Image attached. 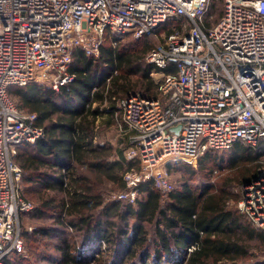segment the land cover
I'll return each instance as SVG.
<instances>
[{"label": "built area", "instance_id": "2783aa9c", "mask_svg": "<svg viewBox=\"0 0 264 264\" xmlns=\"http://www.w3.org/2000/svg\"><path fill=\"white\" fill-rule=\"evenodd\" d=\"M211 1L0 0V264L11 251L25 252L19 217L34 207L21 192L18 146L43 134L10 89L41 77L58 89L73 79L74 50L97 56L107 33L115 45L126 33L140 37L183 20L146 56L161 69L162 97L119 101L134 131L126 157L140 166L124 174L126 187L114 198L134 203L149 178L165 195L174 188L167 163L194 164L210 149L264 137V0H223L209 25ZM240 208L264 231V169L245 187Z\"/></svg>", "mask_w": 264, "mask_h": 264}, {"label": "trees", "instance_id": "16d2710c", "mask_svg": "<svg viewBox=\"0 0 264 264\" xmlns=\"http://www.w3.org/2000/svg\"><path fill=\"white\" fill-rule=\"evenodd\" d=\"M220 2L211 1L207 24L220 19ZM182 23L171 18L140 37L131 32L124 36L138 40L164 30L168 34ZM124 36L114 45L115 37L107 33L97 56L76 48L69 69L73 79L58 89L35 81L10 89L11 96L17 94L22 101L21 106L16 104L35 113L33 123L43 129L34 142L20 144L15 156L22 169L23 196L30 200L26 195L37 191L33 209L21 212L19 219L43 218L51 211L54 222L31 231L21 227L25 250L32 239L55 234L60 238L55 244L60 255H43L48 264H85L81 247L87 244L104 252L105 264H264L250 261L252 243L264 247L263 229L229 205L232 197L239 198L232 189L234 181L252 182L264 169L260 159L264 137L256 144L238 140L225 149H210L195 164L167 163L168 172L178 170L182 175L179 186L165 195L149 178L139 183L134 203L106 199L107 183L123 190L124 174L139 168L140 160L127 158L123 148L104 141L102 125L116 122L117 101L138 90L150 98L162 97L152 77L161 69L146 60L162 42L131 47L122 43ZM226 162L234 170H244L239 177H224L219 185L209 183ZM205 170L206 181L197 182L196 176ZM60 227L81 232L82 240L62 236ZM2 264L29 263L23 253L11 251Z\"/></svg>", "mask_w": 264, "mask_h": 264}, {"label": "rangeland", "instance_id": "374dc122", "mask_svg": "<svg viewBox=\"0 0 264 264\" xmlns=\"http://www.w3.org/2000/svg\"><path fill=\"white\" fill-rule=\"evenodd\" d=\"M223 6V2H220V4L218 5V9L219 11L222 9ZM166 30L162 31V32H158L156 35H151L149 37L146 38H141V39H135L133 37H125L123 38V42L122 43H126L127 45L131 46V47H142L143 43H147L148 45L151 46H155L161 42H163V40L165 39L166 36ZM117 72V71H115ZM111 76V75H110ZM152 77L154 79V81L156 83L159 84V80L161 77V73H159V71H155L152 74ZM110 80V77H108L107 81ZM35 82L38 83H45V85L47 86H52L53 87V81L47 78H38ZM54 88V87H53ZM136 93H141L140 90L136 91ZM135 94V93H134ZM142 94V93H141ZM13 100L15 101V103H17L18 105L21 106L22 101L19 97V95H13ZM122 100V99H120ZM117 101L118 106L119 105V101ZM116 117V122H114L113 124H106L104 123V125H102L101 127V133H102V137L104 139V141L110 142L111 144L115 145V146H119L120 148H123L126 154L127 149L132 145V138L134 136V131H132L129 127H127V125L124 123L123 121V114H122V110L121 108H119V110L116 112L115 114ZM18 152V150H17ZM17 155V154H16ZM261 159V163L262 165H264V155L260 158ZM195 164V163H194ZM252 168L253 164H250ZM167 167V166H166ZM249 167V166H248ZM264 167H262L261 169H263ZM242 170H244V167H238L236 170L232 169L231 167H229L227 165V162L225 163V165L223 166V168L221 170H215V172L212 174V177L210 179L211 184L215 183L216 185L221 184V181L224 177L226 176H231L234 177L236 176H240V174L242 173ZM235 171V173H234ZM205 173V174H204ZM170 179L174 185V187H178L180 184V177L182 175V173L178 170H175L173 172H168ZM206 170L202 173H199L196 176V181L197 182H205L206 181ZM251 184V182L246 183L244 185H239L236 181H234L233 184V191L235 193H237L239 195L238 199H234V197H232L229 201V205L230 206H234L239 208L241 211L242 209L240 208V202L243 198L244 192H245V187L247 185ZM104 187V186H103ZM105 192L104 195L106 197V199L110 200V199H114L113 195L117 194L119 191H121L120 189H118V187H116L115 184L112 183H107V185L105 186ZM30 201L34 204L36 202V197H37V191H32L31 193L26 195ZM243 212V211H242ZM51 215V211L46 212L45 217H38V218H33L30 217L29 215H25L24 217H22L20 224L21 227L25 230L31 231L32 229H34L35 227L39 226V225H52L53 222V218L50 216ZM61 230L64 229V233L62 234V236L68 237L69 239H71V241H81V232L78 231H73L71 229H67L66 228H61ZM60 238L58 237V235H51L50 237L47 238H41V237H37L36 239H32L30 244H27V248L25 250V252L23 253V257L24 259L29 263V264H48V262L46 260L43 259V255H50L54 258L59 257V251L56 249L55 244L59 243ZM252 243L253 248H251L250 253H252V257H250V261L255 263V261H264V247L262 245H259L258 243ZM95 247V248H94ZM81 249H83V253L84 255L87 257L85 260V264H105L104 263V252L103 253H99V249L98 246L96 245H90L87 244L84 247H81ZM190 251L192 250V248L189 249ZM103 251H104V247H103ZM102 252V251H100ZM95 253V254H94ZM106 256H108V253H105ZM111 255V254H110ZM110 259V258H107ZM168 264H173L172 262L168 263Z\"/></svg>", "mask_w": 264, "mask_h": 264}, {"label": "water", "instance_id": "95a60500", "mask_svg": "<svg viewBox=\"0 0 264 264\" xmlns=\"http://www.w3.org/2000/svg\"><path fill=\"white\" fill-rule=\"evenodd\" d=\"M174 129H175V130H178V129H179V127H175Z\"/></svg>", "mask_w": 264, "mask_h": 264}]
</instances>
